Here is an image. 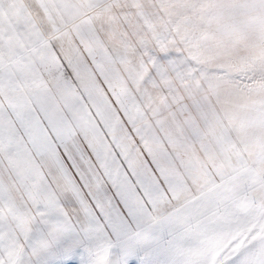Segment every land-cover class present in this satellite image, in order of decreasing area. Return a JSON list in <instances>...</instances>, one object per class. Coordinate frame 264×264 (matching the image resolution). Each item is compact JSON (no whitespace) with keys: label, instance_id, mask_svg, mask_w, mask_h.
Returning <instances> with one entry per match:
<instances>
[{"label":"snow or ice","instance_id":"6c2138e0","mask_svg":"<svg viewBox=\"0 0 264 264\" xmlns=\"http://www.w3.org/2000/svg\"><path fill=\"white\" fill-rule=\"evenodd\" d=\"M0 264H264V0H0Z\"/></svg>","mask_w":264,"mask_h":264}]
</instances>
